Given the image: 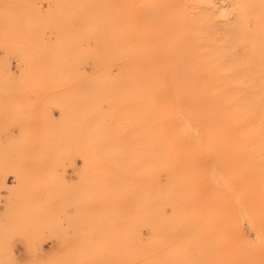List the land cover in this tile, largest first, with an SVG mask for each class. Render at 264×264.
I'll return each instance as SVG.
<instances>
[{"label": "rangeland", "instance_id": "obj_1", "mask_svg": "<svg viewBox=\"0 0 264 264\" xmlns=\"http://www.w3.org/2000/svg\"><path fill=\"white\" fill-rule=\"evenodd\" d=\"M0 264H264V0H0Z\"/></svg>", "mask_w": 264, "mask_h": 264}]
</instances>
